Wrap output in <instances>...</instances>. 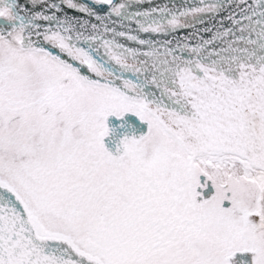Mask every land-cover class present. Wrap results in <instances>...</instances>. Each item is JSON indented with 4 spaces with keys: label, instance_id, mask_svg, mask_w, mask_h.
<instances>
[{
    "label": "snow or ice",
    "instance_id": "snow-or-ice-1",
    "mask_svg": "<svg viewBox=\"0 0 264 264\" xmlns=\"http://www.w3.org/2000/svg\"><path fill=\"white\" fill-rule=\"evenodd\" d=\"M0 264H264V0H0Z\"/></svg>",
    "mask_w": 264,
    "mask_h": 264
},
{
    "label": "water",
    "instance_id": "water-1",
    "mask_svg": "<svg viewBox=\"0 0 264 264\" xmlns=\"http://www.w3.org/2000/svg\"><path fill=\"white\" fill-rule=\"evenodd\" d=\"M158 1H161V0H158ZM162 1H164V0H162ZM154 3H155V1H154Z\"/></svg>",
    "mask_w": 264,
    "mask_h": 264
}]
</instances>
